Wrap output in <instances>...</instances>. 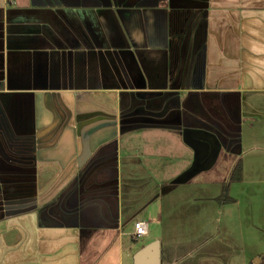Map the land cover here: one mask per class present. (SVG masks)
<instances>
[{"label":"crops","instance_id":"obj_1","mask_svg":"<svg viewBox=\"0 0 264 264\" xmlns=\"http://www.w3.org/2000/svg\"><path fill=\"white\" fill-rule=\"evenodd\" d=\"M154 240L264 264V0H0V264Z\"/></svg>","mask_w":264,"mask_h":264},{"label":"water","instance_id":"obj_2","mask_svg":"<svg viewBox=\"0 0 264 264\" xmlns=\"http://www.w3.org/2000/svg\"><path fill=\"white\" fill-rule=\"evenodd\" d=\"M134 264H159V242L154 240L138 250L133 257Z\"/></svg>","mask_w":264,"mask_h":264},{"label":"built area","instance_id":"obj_3","mask_svg":"<svg viewBox=\"0 0 264 264\" xmlns=\"http://www.w3.org/2000/svg\"><path fill=\"white\" fill-rule=\"evenodd\" d=\"M148 223L144 220H137L133 223V238L137 239L147 233Z\"/></svg>","mask_w":264,"mask_h":264},{"label":"trees","instance_id":"obj_4","mask_svg":"<svg viewBox=\"0 0 264 264\" xmlns=\"http://www.w3.org/2000/svg\"><path fill=\"white\" fill-rule=\"evenodd\" d=\"M235 172L234 175H232V178L234 179L237 175V177L239 178L240 176H238L240 174V164L238 163L236 166H235V169L233 170V173ZM225 189H226V186H225ZM224 200H228V197L225 195L224 197Z\"/></svg>","mask_w":264,"mask_h":264}]
</instances>
